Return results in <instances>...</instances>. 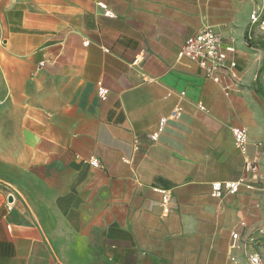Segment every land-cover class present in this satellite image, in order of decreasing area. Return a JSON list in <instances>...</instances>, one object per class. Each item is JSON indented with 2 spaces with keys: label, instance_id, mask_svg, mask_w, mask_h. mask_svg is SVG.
I'll return each mask as SVG.
<instances>
[{
  "label": "crops",
  "instance_id": "1",
  "mask_svg": "<svg viewBox=\"0 0 264 264\" xmlns=\"http://www.w3.org/2000/svg\"><path fill=\"white\" fill-rule=\"evenodd\" d=\"M263 4L0 0V264H264ZM204 26L218 80L179 53ZM232 128L263 181L215 195Z\"/></svg>",
  "mask_w": 264,
  "mask_h": 264
},
{
  "label": "built area",
  "instance_id": "2",
  "mask_svg": "<svg viewBox=\"0 0 264 264\" xmlns=\"http://www.w3.org/2000/svg\"><path fill=\"white\" fill-rule=\"evenodd\" d=\"M250 23H257L259 28L264 32V4L263 6L251 12ZM231 44H224L218 32L210 26H204L197 33L187 37L180 49V54L188 59L196 62L203 70L206 77L218 80V71L225 67H233L235 62L229 58L233 51ZM177 110L173 111V115ZM234 141L237 148L243 153V170L245 176L236 180L219 181L213 184V193L221 195L223 191L234 193L238 188L244 185L246 188H253L254 182L263 181V176L258 173V161L256 158L245 154V131L242 128H232ZM11 194V193H9ZM168 193L165 192L163 204L168 200ZM261 208L264 214V197L261 201ZM264 237V227L261 230ZM233 238L237 237V233L232 234ZM249 264H263L261 256L257 252L248 255Z\"/></svg>",
  "mask_w": 264,
  "mask_h": 264
}]
</instances>
